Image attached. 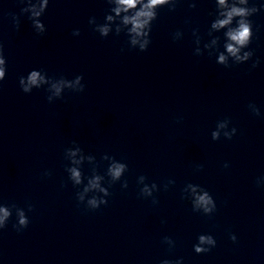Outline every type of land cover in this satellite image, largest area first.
<instances>
[{
    "label": "clouds",
    "instance_id": "clouds-1",
    "mask_svg": "<svg viewBox=\"0 0 264 264\" xmlns=\"http://www.w3.org/2000/svg\"><path fill=\"white\" fill-rule=\"evenodd\" d=\"M27 3V6L21 9L22 13L31 12L29 19L32 21V26L38 35H43L46 32V27L44 23L36 17H40L42 13L47 10L49 0H41L37 10V4L33 0H21V3ZM106 2L111 6L108 13L105 15L104 22L98 23L95 17L89 19V24L94 25L93 30L98 32L101 37H108L113 30L117 35L121 32H126L129 37V44L132 48H137L144 52L148 49L151 43L150 33L152 31V24L158 19V9L168 6L169 11H175L177 4L180 0H106ZM216 5L219 8L224 9V11H219L216 13V18L211 23V28L219 30L221 28L227 27L225 33L227 40L229 41L225 47L227 54L233 58L232 64H241L249 61L252 56V51H244L248 48L249 44L253 38V25L249 17L254 15L259 11L256 6L251 7H240V5H249V0H233V3L229 5L228 0H215ZM190 8H195L196 4L190 3ZM264 8V5L260 6ZM223 17V18H218ZM16 28H19V18L15 15L12 17ZM235 21V25L233 22ZM114 26V27H113ZM74 36H79L80 31L78 29L74 30L72 33ZM183 33L177 31L173 35V40H179ZM193 35L197 36L196 43H199L198 30H193ZM196 55H202L199 48L195 49ZM218 64L225 67H230L231 65L227 62V56L220 54L218 58ZM259 64V60H256L252 64V68H255ZM7 71V61L4 56L3 44L0 43V81H3L6 77ZM44 73L42 75L41 73ZM50 79H55L49 77L47 73L43 70H31L27 76L19 77V85L24 93H31L34 88H41L42 84H48ZM83 76L77 75L74 80H68L63 76L60 79H55V82L51 84L50 88H47V92L51 93L47 96L49 103L56 99H61L65 89L71 90L73 92H83L85 85L82 83ZM75 86V87H74ZM249 110L256 116H260V110L255 104L248 105ZM230 120L224 119L217 122L216 129L212 131V139L219 140L221 138V129H227ZM237 129L235 127L231 128L230 131H224L223 137L226 139H232L236 134ZM73 146L76 151H71V147L65 150V153H69L72 156L76 155V152H81L83 149L73 141ZM105 158H109L112 162L108 165L106 173L104 176L97 174L96 169L92 170V173L88 177H82L81 171L77 170L75 167H66V171L70 173L69 180L72 182L73 186H80L84 184V180L87 179V183L84 184L81 191L76 193V198L79 204H85L87 210L99 209L101 205H107L108 200L106 199L111 195L108 187L102 186L100 181L107 177V183L109 187L118 181H121L124 174L128 171V165L124 162L116 160L114 157L105 155ZM91 159V157H89ZM78 163V162H76ZM229 165L224 164L227 168ZM197 170H202L203 165H197ZM44 176H50L51 172L47 171L43 174ZM147 177L141 175L137 179L138 185H143L140 188L139 195L143 198L152 197V203L157 204L158 200L154 197L153 193L159 191L158 185L153 182L151 185L147 184ZM175 181L169 180L164 185V190L167 191L170 184H174ZM256 184L259 187L261 184V179L257 178ZM63 186V185H62ZM122 188H127L128 183L126 180L122 183ZM188 189L192 190V194H188ZM93 192L94 194L91 198L87 199L85 202V194ZM186 194L184 198L190 199L192 204L193 212H199L203 215L211 218L217 210L216 202L213 196L204 188L195 184H187L183 189ZM15 211L17 222L13 225V228L20 232L27 228L29 225V219L26 215L25 209L17 206L16 204H0V230L7 227L8 221ZM33 205H27V211H33ZM229 238L236 242L237 237L235 234H231ZM162 243L169 246V250L175 247V241L169 237L164 236L162 238ZM217 245L216 239L211 234H200L197 237V243L193 245V250L196 254H203L210 252ZM160 264H183V258L176 260L164 259L160 261Z\"/></svg>",
    "mask_w": 264,
    "mask_h": 264
}]
</instances>
